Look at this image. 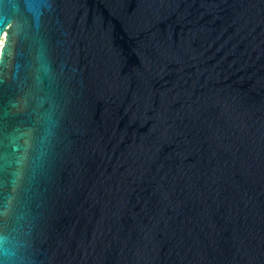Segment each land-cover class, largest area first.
<instances>
[{"label": "water", "instance_id": "water-1", "mask_svg": "<svg viewBox=\"0 0 264 264\" xmlns=\"http://www.w3.org/2000/svg\"><path fill=\"white\" fill-rule=\"evenodd\" d=\"M0 264H264V0H0Z\"/></svg>", "mask_w": 264, "mask_h": 264}, {"label": "built area", "instance_id": "built-area-1", "mask_svg": "<svg viewBox=\"0 0 264 264\" xmlns=\"http://www.w3.org/2000/svg\"><path fill=\"white\" fill-rule=\"evenodd\" d=\"M5 34L6 33L3 34L2 39L0 40V55H1V49H2V46H3V41H4Z\"/></svg>", "mask_w": 264, "mask_h": 264}]
</instances>
